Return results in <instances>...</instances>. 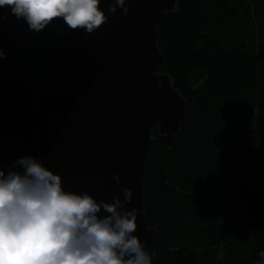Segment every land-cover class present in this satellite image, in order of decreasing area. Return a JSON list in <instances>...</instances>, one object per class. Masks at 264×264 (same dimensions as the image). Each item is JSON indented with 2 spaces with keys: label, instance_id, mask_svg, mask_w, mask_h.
<instances>
[{
  "label": "trees",
  "instance_id": "trees-1",
  "mask_svg": "<svg viewBox=\"0 0 264 264\" xmlns=\"http://www.w3.org/2000/svg\"><path fill=\"white\" fill-rule=\"evenodd\" d=\"M53 28L49 24L34 40L16 42L0 25L5 172L19 158L38 159L34 114L54 48ZM157 30L159 73L170 76L187 113L170 143L159 137L156 125L151 129L142 198L156 237L144 251L152 264H260L264 0H179Z\"/></svg>",
  "mask_w": 264,
  "mask_h": 264
},
{
  "label": "water",
  "instance_id": "water-1",
  "mask_svg": "<svg viewBox=\"0 0 264 264\" xmlns=\"http://www.w3.org/2000/svg\"><path fill=\"white\" fill-rule=\"evenodd\" d=\"M108 2L100 4L108 21L92 34L72 31L62 20L51 23L54 48L34 114L36 150L66 191L86 192L98 202H111L112 177L118 175L120 187L133 193L126 210L138 211L133 235L146 245L156 237L147 226L142 198L151 129L156 125L159 137L170 143L187 113L170 76L159 73L157 45V25L176 12L179 0H126L127 16L119 8L109 13ZM0 17L12 40L38 36L9 8Z\"/></svg>",
  "mask_w": 264,
  "mask_h": 264
},
{
  "label": "clouds",
  "instance_id": "clouds-1",
  "mask_svg": "<svg viewBox=\"0 0 264 264\" xmlns=\"http://www.w3.org/2000/svg\"><path fill=\"white\" fill-rule=\"evenodd\" d=\"M100 4L101 0H0V9L7 7L17 19L23 18L30 31L40 32L62 20L72 31L92 34L108 21ZM125 5L126 0H111L108 11L115 14L119 8L127 16ZM4 58L0 51V60ZM12 169H0V264H152L133 235L138 211L125 208L133 193L120 187L118 175L112 177L116 187L111 202H98L86 192L66 191L60 175L32 156L19 158ZM102 211L106 215H99ZM259 255L264 258V252Z\"/></svg>",
  "mask_w": 264,
  "mask_h": 264
},
{
  "label": "rangeland",
  "instance_id": "rangeland-1",
  "mask_svg": "<svg viewBox=\"0 0 264 264\" xmlns=\"http://www.w3.org/2000/svg\"><path fill=\"white\" fill-rule=\"evenodd\" d=\"M35 54L34 55H36L37 53H38V51L36 50V52H34ZM38 57H39V54H38ZM35 59V58H34ZM27 62H28V64H30L31 63V60H27ZM31 75H30V77H29V80L31 81V83H32V86H33V88H34V83H35V77H36V72L32 69V67H31ZM161 138V137H160ZM169 143V142H168ZM243 174L245 175V173L243 172Z\"/></svg>",
  "mask_w": 264,
  "mask_h": 264
}]
</instances>
